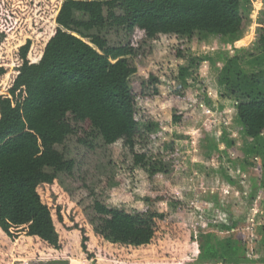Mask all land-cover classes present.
<instances>
[{
	"label": "trees",
	"instance_id": "obj_1",
	"mask_svg": "<svg viewBox=\"0 0 264 264\" xmlns=\"http://www.w3.org/2000/svg\"><path fill=\"white\" fill-rule=\"evenodd\" d=\"M54 3L0 0V79L10 68L1 51L3 42L28 21L35 28L41 26L51 17ZM250 24L252 39L235 48ZM55 25L38 62L28 59L29 41L15 51L8 87L0 94V230L8 240L29 237L57 250L58 225L79 233L82 252L94 259L87 249L88 228L97 241L131 248L147 246L160 234L173 237L172 226L178 221L172 215L179 210L180 199L152 191L142 198L140 208L126 210L106 204L92 191L86 205L68 202L63 195L68 196L62 178L79 171L72 145L96 154L121 141L134 163L143 167L145 155L133 152L136 100L159 95V81L149 75L136 90L132 59L142 44L160 36L185 42L211 37L231 46L214 59L177 51L182 63L176 80L182 87L188 77L210 65L218 87L233 86L236 118L244 135L257 139L264 166V87L259 91L254 77L240 70L264 57V0H61ZM180 121L179 116L172 117L173 123ZM169 164L162 158L157 169H147L148 177L172 174ZM162 203L169 211H159ZM211 222L197 231L202 239L199 261L254 264L245 257L243 243L232 239L231 231L244 221L219 220V228L228 235L223 240L204 231ZM190 239H195L192 234Z\"/></svg>",
	"mask_w": 264,
	"mask_h": 264
},
{
	"label": "rangeland",
	"instance_id": "obj_2",
	"mask_svg": "<svg viewBox=\"0 0 264 264\" xmlns=\"http://www.w3.org/2000/svg\"><path fill=\"white\" fill-rule=\"evenodd\" d=\"M54 4L51 17L41 26L35 28L28 21L3 42L1 51L10 68L0 79V94L8 87L15 65L14 53L19 47L29 41L28 59L30 63L38 62L56 27L61 0H55ZM252 32V25H247L243 38L233 46L246 45L252 39ZM230 47L211 37L185 42L174 36H160L141 45L132 59L137 69L132 79L135 88L149 75L159 81V95L138 96L136 100L138 134L133 152L145 155L143 167L134 163L133 154L121 141L96 154L74 145L71 148V155L80 164L79 171L71 178H62L68 196L62 194L69 198L68 202L88 204L89 191L106 204L126 210L140 208L142 198L152 191L180 199L179 210L172 215L178 221L172 226V238L160 234L147 246L131 248L97 241L88 228L87 249L94 254V259H88L82 252L79 233L66 232L58 225L57 250L45 248L29 237L10 241L0 230V264H225L222 260H198L202 239L197 231L212 221L204 231L213 232L223 240L228 235L217 223L229 218L245 222L231 231L233 241L243 243L245 257L254 264H264L261 208L264 207V166L256 151L257 139L246 137L236 118V102L231 97L233 86L218 87L216 73L210 65L188 77L182 87L176 80L177 67L182 63L176 58L177 51L185 56L214 59L228 53ZM240 70L254 77L258 90H262L264 57L250 61ZM232 83L236 85L233 78ZM173 116H179L181 121L173 123ZM149 126L154 130L149 132ZM162 158L172 166V174L150 179L147 169H157ZM158 209L169 211L166 203L159 204ZM191 234L195 239H190ZM101 252L110 258L101 256Z\"/></svg>",
	"mask_w": 264,
	"mask_h": 264
}]
</instances>
